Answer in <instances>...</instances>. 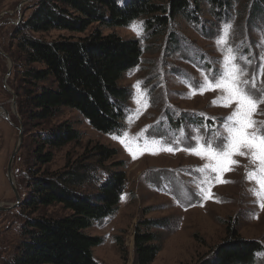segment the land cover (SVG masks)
I'll return each mask as SVG.
<instances>
[{"label": "rangeland", "instance_id": "1", "mask_svg": "<svg viewBox=\"0 0 264 264\" xmlns=\"http://www.w3.org/2000/svg\"><path fill=\"white\" fill-rule=\"evenodd\" d=\"M22 1L0 0V51L6 56L0 53V106L9 116L8 121L0 114V264H10L22 241L23 218L19 206L10 208L16 197L6 177L18 143V128L22 126L24 134L11 170L19 201L26 192L28 178L24 171L33 162L32 135L39 131L25 129L17 106L16 110L12 107L16 95L11 84L18 77L19 66L18 56L10 55L16 53L13 28L28 17L32 0L18 9ZM234 1L222 11L201 2L198 19L180 15L159 33L145 27L144 19L127 27L101 28L105 35L112 33L122 39L137 40L142 49L139 64L126 71L119 81V86L129 91L122 127L110 134H100L70 109H63L44 123L42 129L69 122L82 137L81 143L54 151L50 170H60L67 155L90 164L91 150L101 146L110 158L97 165L88 191L95 192L98 183L110 173H125V188L114 214L86 231L103 240L93 249L98 264H136L134 236L138 226L145 222L160 246L151 264H205L216 248L232 236L255 241L264 249V208L260 206L264 201L251 191H261L257 183L258 165H253L248 155H235L232 159L237 163L226 165L231 170L215 173L209 169L201 173L200 168L215 161L206 154L198 156L188 150L203 147L206 151L209 142L215 147L218 137L228 136V122L224 118L232 114L235 104L222 106L227 93L216 88L210 78L214 72L223 71L229 48L238 57L237 63L245 65L248 78L255 75L264 87V74L259 72L264 66V13L251 16L243 10L245 0ZM226 25H231L227 34ZM67 35L52 31L44 37L52 40ZM205 80L210 86H197ZM253 119L264 122V103L258 106ZM121 139L131 152L120 143ZM39 214L57 217L64 212L59 207H49ZM145 229L141 227L142 231ZM255 259L254 264H264V251L256 254Z\"/></svg>", "mask_w": 264, "mask_h": 264}, {"label": "trees", "instance_id": "2", "mask_svg": "<svg viewBox=\"0 0 264 264\" xmlns=\"http://www.w3.org/2000/svg\"><path fill=\"white\" fill-rule=\"evenodd\" d=\"M201 2L222 11L235 1L32 0L29 4L30 14L13 28L16 53L10 55L18 56L19 66L11 87L21 125L39 131L32 135L33 162L24 171L28 178L26 192L18 204L23 218L22 241L10 264H98L93 249L103 240L86 231L114 214L125 188V173H110L98 183L95 192L88 191L97 165L110 158L101 146L91 150L90 164L67 155L60 170H50L54 151L79 144L82 137L69 122L42 129L43 125L63 109H70L100 134L119 130L129 96L119 81L139 64L142 49L137 40L105 35L101 28L127 27L144 19L145 27L159 33L180 15L198 19ZM245 2L243 10L251 16L264 13V0ZM52 31L68 35L47 40L44 35ZM49 207H59L64 214H39ZM146 223L138 226L134 236L136 264L153 263L160 251L156 235ZM141 227H146L145 231ZM263 251L255 241L232 236L216 248L205 264H254L256 254Z\"/></svg>", "mask_w": 264, "mask_h": 264}, {"label": "snow or ice", "instance_id": "3", "mask_svg": "<svg viewBox=\"0 0 264 264\" xmlns=\"http://www.w3.org/2000/svg\"><path fill=\"white\" fill-rule=\"evenodd\" d=\"M230 29L231 25H226L225 33L227 34ZM133 30L137 32V35L141 34L135 25H133ZM228 53L225 57L223 71L214 72L210 78L214 81L216 88L222 89L227 93L223 98L222 106L227 107L235 104V110L232 114L224 118L228 122L226 127L228 136L226 138L218 137L215 147L209 142L206 151L203 147L199 150L191 148L188 150L198 156L206 154L215 161V164H208L200 168L199 172L201 173L209 169L215 173L231 170L226 165H235L237 163L232 159L233 156L244 157L248 155L251 163L258 165L257 183L261 190L257 192L252 189L251 191L264 201V122L253 119L258 106L264 103V87L260 86L255 75L248 78L245 65L237 63L238 57L233 49L229 48ZM240 59L244 58L240 57ZM259 72L264 74V66L259 69ZM197 86L203 88L210 85L205 80L204 83H200ZM212 103L216 105V101ZM120 143L125 144V141L121 139ZM125 147L131 152L127 144H125ZM166 150L174 151L175 149L168 148ZM251 175L253 174L246 173V176ZM220 182L223 183L225 181L220 180ZM201 191L203 192V188H201ZM260 206L264 208V202H261Z\"/></svg>", "mask_w": 264, "mask_h": 264}, {"label": "water", "instance_id": "4", "mask_svg": "<svg viewBox=\"0 0 264 264\" xmlns=\"http://www.w3.org/2000/svg\"><path fill=\"white\" fill-rule=\"evenodd\" d=\"M29 1H31V0H23V1L21 2V4L18 6V9H20V7H21V5H23V3H25V2H29ZM0 53H1L3 56H5L1 51H0ZM5 57H6V56H5ZM10 70H11V65H10V68H9V70H8V75H9V73H10ZM4 88H6V87H4ZM12 107H13L14 110H16V109H15V108H16V98H15V97H14L13 100H12ZM0 111H1L0 114H2L3 118L9 121L8 113H7L3 108H1V106H0ZM22 137H23V129H22V126H20V127L18 128V143H17L16 148H15L14 151L12 152V155H11L10 160H9V164H8V166H7V171H6V177H7V180H8L9 186H10V188L13 190V192H14V194H15V197H16V202H15L14 205H13L12 207H10V208H13L14 206H18V204H19V196H18L17 193H16V188H15V184H14L13 176H12L11 165H12V162H13L14 156L16 155V153H17L18 150H19L20 144H21V142H22ZM10 208H9V209H10ZM1 209H2V208H0V210H1Z\"/></svg>", "mask_w": 264, "mask_h": 264}]
</instances>
